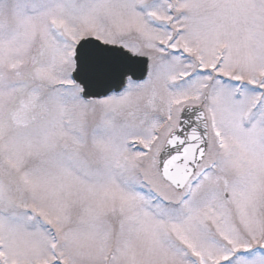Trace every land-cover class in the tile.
<instances>
[{"label":"snow or ice","instance_id":"6c2138e0","mask_svg":"<svg viewBox=\"0 0 264 264\" xmlns=\"http://www.w3.org/2000/svg\"><path fill=\"white\" fill-rule=\"evenodd\" d=\"M0 264H264V0H0Z\"/></svg>","mask_w":264,"mask_h":264}]
</instances>
